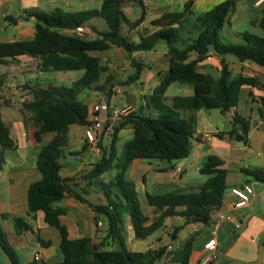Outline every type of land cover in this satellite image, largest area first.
<instances>
[{"label":"crops","instance_id":"0c3cea01","mask_svg":"<svg viewBox=\"0 0 264 264\" xmlns=\"http://www.w3.org/2000/svg\"><path fill=\"white\" fill-rule=\"evenodd\" d=\"M47 1L49 4H46L45 0H0V41L32 39L37 26L36 18L29 15L32 11L61 10L64 13H71L99 10L104 0ZM140 1L143 6L140 3L127 2L122 8L130 23H135L144 16L139 25L132 27L126 23L122 24V33L134 44L139 43L143 35L157 30L151 24L154 19L167 12L183 11L189 1L192 2L193 11L197 16L226 0ZM235 1L236 6L230 12L226 35L222 41L242 44L240 35L244 32L264 37V27L261 24L264 3L257 5V0ZM47 5H53V8L45 9ZM9 16L17 18L18 22L12 23L7 19ZM85 28L91 31L89 38L98 37L97 32L100 30L87 24ZM112 49L111 54L93 53L100 58L103 66L108 67V71L102 74L99 82L92 88L80 90L79 100L88 105L90 110L95 103L106 98L112 105L133 106L132 114L158 116L156 110L148 107V98L170 71L168 46L160 43L150 51L133 53L118 47ZM196 57L194 54L192 59ZM44 60L41 56L29 55L0 65V118L9 127L11 138L16 144L15 149L5 151L6 164L0 170V225L7 233L20 264H58L64 260L60 233L45 222L44 214L30 216L28 203L30 186L42 178L38 169V154L41 147L47 145L56 133L46 134L42 143H38L35 137L34 114L26 110L23 103L34 99L35 89L47 88L49 85L61 86L63 85L61 83H69L67 87H72L84 72L75 76L67 72L63 75H57L59 72H43L41 66ZM224 62L231 67L234 75L257 77L261 85L256 88H242L240 98L242 96L244 102H239L228 114H223L220 110H199L196 113L197 135L192 140L187 157L174 162L158 159L135 160L126 176L135 184L141 207L152 223L157 214L154 207L149 205L148 194L160 196L177 191H195L209 178L224 174L228 186L225 194L227 202H224L221 210L227 215H234L235 220L218 221L215 212L209 224H187L176 234L175 229L183 226L185 221L181 217L169 218L165 221V232L171 239L180 240V246L176 248L171 242L164 243L163 237L153 241L154 234L146 239H138L131 217L125 215L123 228L128 250L147 252L165 246L168 248L166 255L156 264H175L172 262L174 253L192 237L194 242L189 264H264V181L256 179L249 173V170L253 169H261L264 172V118L259 113L260 98L264 97V88H261L264 87V69L256 64L240 62L231 54L221 56L212 49L207 59L200 64V71L217 78ZM134 69L135 72L129 74ZM108 77L109 84L106 90L102 91L99 87L107 84ZM123 87L126 89L123 90ZM130 88L136 89L129 92ZM193 94V85L176 82L169 86L163 101L166 105L172 106L176 96ZM255 107L259 117L253 120ZM235 114L250 120L247 142L237 141L228 135L234 128L232 120ZM204 134L210 139L203 138ZM118 136L117 146L121 141L124 142V146L131 141L134 138L132 124L121 129ZM101 157L102 155L94 152L86 141L84 127L78 125L70 127L69 144L63 151L61 162L62 176L69 180L68 184L74 194H68L55 203V207L66 211L61 219L67 226L71 239L90 238L93 244H103L104 250L117 249V243L108 238L110 232L109 228L105 229L103 218H100L101 226L96 224V214L92 208V205L108 203L102 184L112 181L117 174L116 170H112L101 177L91 176L93 166ZM207 164L211 167L205 174L202 171ZM176 168L182 169L179 178L173 174ZM244 184L253 186L254 195L247 206L233 211L229 208V202L234 200L230 190ZM16 217H24L31 225V230L17 233ZM173 222L179 223L178 226H171ZM216 225L217 246L210 253L205 250V245L213 237ZM210 255L215 256L214 260L205 263V259ZM0 264H12L9 256L3 251Z\"/></svg>","mask_w":264,"mask_h":264},{"label":"trees","instance_id":"16d2710c","mask_svg":"<svg viewBox=\"0 0 264 264\" xmlns=\"http://www.w3.org/2000/svg\"><path fill=\"white\" fill-rule=\"evenodd\" d=\"M127 2L142 5L140 0H104L99 10L71 13L35 10L29 13L37 20L32 39L0 41V65L30 55L45 59L41 66L43 72H84L72 87L49 85L47 88L35 89L34 99L23 103V107L34 114L38 143H42L46 134L56 133L47 145L41 147L38 154V169L42 178L30 186L28 203L30 216L44 214L45 222L60 233L64 260L58 264H156L166 255L168 248L165 246L147 252L128 250L123 228L125 215L131 217L138 239H146L164 228L165 221L169 218L181 217L185 221L183 226L175 229L176 234L187 224H209L212 215L224 205L228 189L224 174L209 178L195 191H177L160 196L148 194L149 205L154 207L157 214L156 219L150 223V218L142 210L135 184L127 178L126 173L135 160L174 162L187 157L192 140L197 135L196 113L199 110H220L223 114H228L238 106L242 88L261 85L257 77L234 75L225 62L217 78L200 71V64L207 59L212 49L221 56L231 54L240 62L256 64L264 69V37L244 32L240 35L242 44L225 43L220 39L230 12L236 6L235 0H226L197 16L189 1L183 11L167 12L154 19L151 24L157 30L143 35L137 44L122 33V24L132 27L139 25L144 16L137 22L130 23L122 9ZM96 17H102L108 25L107 31L97 32V38L91 39L87 35L81 36L73 32L80 26L85 27L88 21ZM7 19L12 23L18 22L12 16ZM261 24L264 27V17ZM160 43L168 46L170 71L148 98V107L156 110L158 116L131 113L126 117L116 128L108 147H105L104 139L100 140L102 157L91 172V176L101 177L112 170L117 171L112 181L102 184L108 203L92 205V208L97 225L100 218L107 219L110 232L108 238L113 239L118 248L104 250L103 244H93L90 238L71 239L68 228L61 219L66 211L56 208L55 203L68 194H74L68 184L69 180L62 176L61 159L69 144L70 127H85L89 124L90 109L79 100V91L92 88L99 82L102 74L108 71V67L103 66L100 58L93 53L104 52L112 47L122 48L128 53L150 51ZM194 54L197 57L192 59ZM109 81L110 77L107 84L99 88L105 91ZM176 82L193 85L194 94L176 96L173 105L168 106L163 98L169 86ZM260 102L259 113L264 118V97L260 98ZM232 123L234 128L228 135L237 141L247 142L250 120L235 114ZM128 124H132L134 138L125 144L119 155L118 135ZM15 148L10 129L0 118V170L6 164L5 151ZM210 167L207 164L202 172L207 174ZM249 173L264 181L263 170L253 169ZM15 228L17 233H23L31 230V225L24 217H16ZM193 242V237L188 239L174 253L172 262L189 264ZM1 251L9 256L12 264H20L7 233L0 225V256Z\"/></svg>","mask_w":264,"mask_h":264},{"label":"built area","instance_id":"2783aa9c","mask_svg":"<svg viewBox=\"0 0 264 264\" xmlns=\"http://www.w3.org/2000/svg\"><path fill=\"white\" fill-rule=\"evenodd\" d=\"M264 3V0H257V5ZM74 33L85 36L91 33L84 26H80L73 31ZM123 90L126 88L123 87ZM134 110L131 105L118 106L112 105L106 98L99 100L95 103L89 113V124L84 127L85 129V139L89 143L91 149L98 155H102V148L99 145L101 139H106L112 137L116 128H118L122 122L128 117ZM105 114V116H102ZM205 139H210L206 134L202 136ZM182 169L176 168L173 171L174 177L179 178ZM231 195L234 197L233 201L229 202V208L233 211L241 209L249 204L252 196L254 195V188L251 184H244L242 186L232 187ZM224 202H227L226 199ZM218 221L228 220L234 221V215H227L221 209L217 210ZM99 226L102 225L100 222ZM218 225L215 226L213 230V237L206 243L205 250L212 253L217 246V235ZM215 256L210 255L205 259V263H211Z\"/></svg>","mask_w":264,"mask_h":264},{"label":"rangeland","instance_id":"374dc122","mask_svg":"<svg viewBox=\"0 0 264 264\" xmlns=\"http://www.w3.org/2000/svg\"><path fill=\"white\" fill-rule=\"evenodd\" d=\"M45 1H46V4H49L47 0H45ZM47 6L48 7H44V8L45 9L46 8H53V5H47ZM87 25L90 26L91 28H96V29H98L100 31H107L108 30V25H107L106 21L102 17H96V18L92 19L91 20V23L88 24V22H87ZM224 35H226V25L224 27L223 32L220 34V39L221 40H224ZM112 52H113V49L110 48V49H108V50H106L104 52H98V53L99 54H111ZM80 72H82V71H72V72H67V73L70 74V75H74L75 76V75H78ZM134 72H135V69L132 70L131 72H129V74L130 73H134ZM64 73L65 72H59V73H57V75H63ZM61 84H63L66 87L70 85L69 83H61ZM261 88H264V87L261 86ZM133 89L135 90L136 88H130L129 89V92H132ZM239 100H240L239 102H241V103L244 102L242 96H241V98ZM215 113H219V112H215ZM217 115H219V114H217ZM17 117H19L18 113H17ZM224 117H226V116H224ZM258 117H259V115H258V112H257V108L255 107L254 108V112H253V120H255ZM224 119L227 120V118H224ZM111 142H112V137H109V138L104 139V145H105V147H108L111 144ZM123 146H124V142L123 141H121L118 144V146H117L118 152L120 154L123 151V148H124ZM142 210H143V208H142ZM103 221L105 222V225H106L105 226V229H108L109 228V225H108V221H107V219L105 217H103ZM178 224L179 223H177V222L176 223L173 222L171 224V226H178ZM158 237H163V242L164 243L171 242L174 246H176V248H178L180 246V240L179 239H171V237H169L168 234L165 232V227L162 228V229H160L159 231H157L154 234L153 241H157V238ZM157 264H159V263H157Z\"/></svg>","mask_w":264,"mask_h":264}]
</instances>
